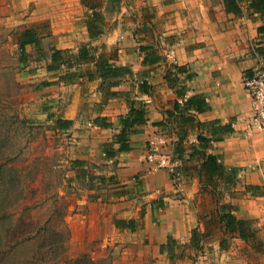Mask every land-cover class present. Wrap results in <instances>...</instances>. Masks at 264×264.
<instances>
[{
  "label": "crops",
  "instance_id": "1",
  "mask_svg": "<svg viewBox=\"0 0 264 264\" xmlns=\"http://www.w3.org/2000/svg\"><path fill=\"white\" fill-rule=\"evenodd\" d=\"M29 1L32 24L18 39L30 30L37 44L24 45L22 63L43 120L65 141L67 182L86 185L85 202L129 251H151L146 264H264V130L245 134L243 83L264 60V11L253 0ZM55 50L70 61H52ZM103 64L121 70L102 76ZM161 134L181 160L178 183L145 162ZM208 155L217 172L201 167ZM227 212L258 222L243 238L220 220Z\"/></svg>",
  "mask_w": 264,
  "mask_h": 264
},
{
  "label": "rangeland",
  "instance_id": "2",
  "mask_svg": "<svg viewBox=\"0 0 264 264\" xmlns=\"http://www.w3.org/2000/svg\"><path fill=\"white\" fill-rule=\"evenodd\" d=\"M23 1L0 0V264H146L151 251H129L101 207L85 202L86 185L67 182L65 141L43 120L21 59L18 37L32 24Z\"/></svg>",
  "mask_w": 264,
  "mask_h": 264
},
{
  "label": "built area",
  "instance_id": "3",
  "mask_svg": "<svg viewBox=\"0 0 264 264\" xmlns=\"http://www.w3.org/2000/svg\"><path fill=\"white\" fill-rule=\"evenodd\" d=\"M165 56L175 62L173 49L166 51ZM243 83L251 98V116L245 129V134L249 135L253 130H264V60L256 65L252 75ZM166 143L163 134L154 136L147 143L145 162L151 171L156 169L168 171L174 183H178L181 160L165 148Z\"/></svg>",
  "mask_w": 264,
  "mask_h": 264
},
{
  "label": "trees",
  "instance_id": "4",
  "mask_svg": "<svg viewBox=\"0 0 264 264\" xmlns=\"http://www.w3.org/2000/svg\"><path fill=\"white\" fill-rule=\"evenodd\" d=\"M251 6H253L254 8L256 9H260V10H263L264 11V0H253L251 2ZM98 19H94V20H90L89 21V24L94 27L96 25L95 21H97ZM98 22V21H97ZM261 32L264 33V26H260L258 28ZM94 36V35H92ZM28 43H35L37 44V41H36V36L34 35V33L30 30H27L25 31L21 37L18 39V44H19V47H20V51H21V59L22 61L25 59V52L23 51V47L25 44H28ZM67 58V59H65ZM88 58V50L87 48H82V50L79 51L78 53V57L76 58L77 60H86ZM51 60L52 61H70V58L69 57H65L64 53L62 51H59V50H55L53 53H52V56H51ZM98 61H106L104 59H100ZM102 69V76H107V75H118V71L121 70V68H107L104 64L103 66L101 67ZM191 102V99H186L185 103H190ZM142 113H143V109L139 110V111H136V114L138 116H141L142 117ZM124 125H128L127 122H124ZM200 140L203 141L202 138H200ZM196 152V150H195ZM207 163H203L201 164V167L202 168H206V171H211V172H217L216 171V166L214 165L213 161H214V156L212 155H208L206 156V160H205ZM219 168H221L219 166ZM231 174L234 175V172L235 170L231 169L230 170ZM257 187L255 186H251L249 188V191L252 193V194H255L256 191H257ZM221 221H224V223H227L228 225L230 226H237L239 231H240V235L245 238V234H243L244 230H245V223H249V221H245V220H237L232 214H230V212H227L226 215H222L221 216Z\"/></svg>",
  "mask_w": 264,
  "mask_h": 264
}]
</instances>
